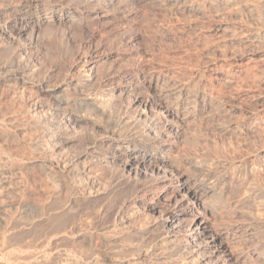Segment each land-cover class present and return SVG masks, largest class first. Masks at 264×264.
<instances>
[{
  "label": "rangeland",
  "instance_id": "1",
  "mask_svg": "<svg viewBox=\"0 0 264 264\" xmlns=\"http://www.w3.org/2000/svg\"><path fill=\"white\" fill-rule=\"evenodd\" d=\"M88 4L109 15L25 29L17 25L24 12L3 15L10 25L0 31V264H217L193 252L185 222L165 221L166 201L145 190L157 175L116 156L117 144L134 137L207 190L221 210L214 225L246 254L240 264H264V0ZM218 23L235 39L218 41ZM86 56L94 65L82 66ZM149 75L167 88L185 83L206 101L201 116L165 113ZM60 88L76 122L38 108ZM80 94L104 100L84 116L72 101Z\"/></svg>",
  "mask_w": 264,
  "mask_h": 264
},
{
  "label": "bare ground",
  "instance_id": "2",
  "mask_svg": "<svg viewBox=\"0 0 264 264\" xmlns=\"http://www.w3.org/2000/svg\"><path fill=\"white\" fill-rule=\"evenodd\" d=\"M58 6L60 7V10L62 11V13H60L59 15H57L55 12L57 10ZM153 7H155V6H153ZM7 9H10V10L15 9L19 12H24V14L22 13L23 15L21 16V18L17 22V25H20L23 27L22 29H25L32 24L41 26V25H47V24L50 25V24H54V23H61L64 21L69 22L70 24H72V23L73 24L74 23H84L87 20V16L88 17L92 16L94 19V18H105L107 15H109L107 13V10H104L103 7L101 8V7H96V6L94 7L93 5H89V4L87 5V0H85V2H83V3H79L78 1L74 2V0H66V2H64V3L63 2L57 3L56 0H54L52 3H45L44 0H35V1H33V0H17L14 3H11L7 6L2 5L0 3V31L6 30L10 25V23L7 22V20H5L3 17V15H5V11ZM87 12H89V13L87 14ZM1 17H3V19H1ZM20 26H19V28H20ZM32 27H33V25H32ZM238 28H240V27H238ZM232 29L230 30L228 27L224 26L223 24L218 23L216 25V33H215L218 41L219 40L220 41H229L231 39H235V38H231L229 36L230 34H234V33H230V31L231 32L233 31ZM244 33H246V32H244ZM249 33H250V31H249ZM243 38L245 39L244 41L242 40L243 43L248 44L251 41L252 34L251 33L245 34L243 36ZM252 48H254V47H252ZM83 62H84V64L82 66H84V67H87V63L94 65V63H92L94 61L87 60V56L84 58ZM225 72H227V71H225ZM236 78H238V77H236ZM189 79H190V77H189ZM166 81H168V80H166ZM146 83H147L148 87L154 92V94H156L157 99H158V101H159V103H160V105L163 108L165 113L167 112L169 114H173V113L179 112V113H182L184 115V117H182V118L188 119V118L199 116L205 107L206 101L204 100V103H201V100H199V97L197 98L196 95L189 93V91H187V87H186L185 83L174 82L170 87L167 88L166 83H165L166 85L164 84L165 86H163V82L162 83L159 82V79H157L155 76H150V75L146 77ZM195 83H196V81H195ZM65 90H66V88H60L59 90L53 91L52 92L53 96H54L53 99L49 100L48 102H41V104H38V108L43 109V110L48 109L49 111L52 112V114H54L57 117H64L65 119H67L70 122H76L78 120V118L76 116L69 115L66 112H64V110H63V107H65L64 105H66L67 102L69 103L68 98L64 97L62 94V92H64ZM78 90H79V88H78ZM56 92H57V94H56ZM103 100H102V97L100 98L98 96H87V94H83V96L80 97V99H78V100L75 99L72 101H74V103H76V104H79V105L81 104L83 107L81 109H83V112L85 111L84 116H87L88 113L91 112L90 110H92V106L93 107L94 106L95 107L101 106L103 103ZM221 100H223V99H221ZM79 101H81V102H79ZM208 102L210 104L214 103V101L210 100V99H208ZM225 103H228V102H225ZM183 104H185V105L183 106ZM214 109H217V108H214ZM256 123L257 122H255V124ZM259 124H258V126H259ZM250 126H254V122L251 123ZM262 130H263V128H262ZM153 133H154V131H153ZM131 134H133V133H131ZM117 135H118V133H117ZM138 137H140V135ZM117 138L119 139V136ZM52 139H54V138H52ZM138 140H139V138L134 137V138H132L131 141L127 142L126 144L118 143L117 144V150L118 151L116 152V156L122 157V160L124 161L125 166L129 167V166H132L133 164H135L137 171H140V172L142 171L141 173L144 175H147L148 173H151V172L155 173L157 175L156 176L157 178H155L152 185H150L149 187H146L145 190L147 191L148 195L155 196V198L158 201L159 200L160 201H162V200L166 201V204H167V213L166 214H167V216H166L165 221L168 223H172V224H174V223L179 224L180 222L186 223V225H187L186 227L188 228V231H189L188 241L192 244L193 252H196L198 250H204L205 252H207V254L210 258H214V257L217 258L216 259V260H218L217 264H240V262L245 258L246 254L243 253V251L237 250L236 244L238 245V242L236 240H235L236 242L230 241L229 238H233V236L230 237L228 232H224L214 225L213 221L217 218V216L221 210L218 212L216 210L217 208L214 207L213 203L210 204L208 202L207 190L202 188L196 182V180H195L196 178H193L192 175H190L187 167L183 168L181 165H176V164L170 165L169 164L170 167L168 168V165H166L165 160H163L161 157H160L161 158L160 159L157 156L151 155L150 148L148 147L149 144L147 145L146 142L141 141V140L138 141ZM42 151H43V149H42ZM32 156H33V154H32ZM52 157L47 156L45 159L49 164L55 165V160H53ZM154 176H152V177H154ZM76 186H77V184H76ZM226 198H228V197H226ZM151 202H153V201H151ZM155 206H156V204L151 205V207H155ZM179 242H180V240H179ZM243 250H245V249H243ZM154 262H152V263L154 264ZM147 263H149V262H147ZM210 264H212V263H210Z\"/></svg>",
  "mask_w": 264,
  "mask_h": 264
}]
</instances>
